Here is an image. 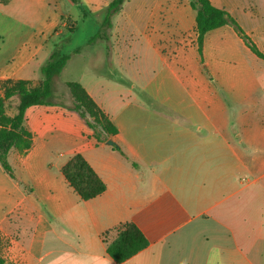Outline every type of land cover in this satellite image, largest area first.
<instances>
[{
  "label": "crops",
  "instance_id": "obj_1",
  "mask_svg": "<svg viewBox=\"0 0 264 264\" xmlns=\"http://www.w3.org/2000/svg\"><path fill=\"white\" fill-rule=\"evenodd\" d=\"M24 1L0 0L1 96L9 80L39 85L42 63L34 62L58 25L54 18L46 33L16 32V17L6 10ZM89 1L104 21L112 0ZM210 1L255 43L264 37L256 7ZM196 26L189 0H127L109 32L96 35L104 45L103 68L113 71L126 48L146 65L138 64L137 76L152 64L142 84L147 102L134 111L111 113L99 90L82 85L118 128L111 140L120 150L98 143L70 105L26 111L30 136L7 157L14 177L0 162L5 264H264V229L255 236L249 207L264 189V60L229 25L206 34L201 56ZM19 105L16 96L6 101V114L14 117ZM78 154L106 187L88 201L62 173ZM125 223H134L148 246L117 263L107 248Z\"/></svg>",
  "mask_w": 264,
  "mask_h": 264
},
{
  "label": "trees",
  "instance_id": "obj_2",
  "mask_svg": "<svg viewBox=\"0 0 264 264\" xmlns=\"http://www.w3.org/2000/svg\"><path fill=\"white\" fill-rule=\"evenodd\" d=\"M70 1L76 5L82 3V0ZM126 1L112 0L109 3L104 18L105 28L112 27L113 16L122 9ZM189 1L197 12V44L201 56L206 34L229 25L252 53L264 60V52L228 11L214 6L210 0ZM96 38L97 36L91 38L90 42L92 43ZM69 60L70 56L62 54L61 50L56 47L40 69L42 80L39 85L34 86L32 82L25 80H9L4 84V95H0V162L12 177L14 176L8 164V153L14 146L25 143V138L30 136L23 128L26 111L32 106H62L53 99V81L62 73ZM65 85L72 98V106L69 108L79 113L86 121L98 143H106L118 134V128L109 115L95 102L81 83L69 81ZM15 96L20 100L18 113L14 117H9L6 114V101ZM113 147L120 150L117 144ZM133 165L137 167V164L133 163ZM62 173L82 200L94 199L106 189L103 181L80 154L68 161L62 168ZM147 246L148 239L145 234L134 223H125L117 228V238L108 244L107 251L115 262L120 263L130 259ZM0 264H5L1 258Z\"/></svg>",
  "mask_w": 264,
  "mask_h": 264
},
{
  "label": "rangeland",
  "instance_id": "obj_3",
  "mask_svg": "<svg viewBox=\"0 0 264 264\" xmlns=\"http://www.w3.org/2000/svg\"><path fill=\"white\" fill-rule=\"evenodd\" d=\"M242 2L251 4L254 9L256 7L264 18V0H242ZM90 4L89 0H82L80 5L73 4L70 0L61 2L48 0L45 3L40 0H25L23 3H16L12 9L6 11L16 17L15 31L30 35H38L42 31L46 33L47 24L50 20L57 18L58 25L51 32L47 47L34 62L35 65L40 63L44 65L56 47L62 54L70 56L62 73L53 81V92L57 103H61L62 106H72V98L65 84L67 81H76L84 87L89 86L99 90L104 106L111 113L117 114L121 110L134 111L147 102V93L142 84L152 76V64H147L150 66L148 70L150 72L144 76H137L141 58L135 59L130 49L126 48L123 60H113V71L103 68V41L96 39L93 48L90 47L89 40L109 30L104 26L102 18L104 12L93 13ZM256 43L264 52V37L258 38ZM132 50L134 51V48ZM143 65L140 67L146 66L144 62ZM97 70L111 77L104 76L106 74H100ZM127 80L134 81L138 88H134ZM253 196L252 205L249 203V207L252 206L253 210L250 225L257 236L259 231L264 229V189H259ZM240 238L243 239V235H240ZM260 247H263L262 244Z\"/></svg>",
  "mask_w": 264,
  "mask_h": 264
},
{
  "label": "water",
  "instance_id": "obj_4",
  "mask_svg": "<svg viewBox=\"0 0 264 264\" xmlns=\"http://www.w3.org/2000/svg\"><path fill=\"white\" fill-rule=\"evenodd\" d=\"M107 144L110 145V146H113L115 143H114L113 140H108V141H107Z\"/></svg>",
  "mask_w": 264,
  "mask_h": 264
}]
</instances>
